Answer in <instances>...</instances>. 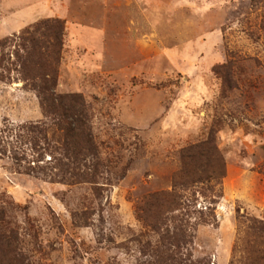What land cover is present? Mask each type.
Here are the masks:
<instances>
[{"label":"rangeland","instance_id":"1","mask_svg":"<svg viewBox=\"0 0 264 264\" xmlns=\"http://www.w3.org/2000/svg\"><path fill=\"white\" fill-rule=\"evenodd\" d=\"M46 18L65 22L57 90L82 96L100 165L96 184L52 169L20 128L46 122L36 94L0 80V210L25 264H151L135 206L209 134L217 224L186 228L184 264H264L249 250L264 219V0H0V39Z\"/></svg>","mask_w":264,"mask_h":264},{"label":"trees","instance_id":"2","mask_svg":"<svg viewBox=\"0 0 264 264\" xmlns=\"http://www.w3.org/2000/svg\"><path fill=\"white\" fill-rule=\"evenodd\" d=\"M64 25L62 19L46 18L0 39V80H11L13 73L38 98L46 122L20 127L30 134L24 139L32 148L50 155L51 168L57 169L61 176L68 175L70 182L96 184L100 162L84 100L80 94L57 90ZM2 132L0 146L5 142ZM1 153H6V149L0 148ZM178 160L180 167L172 178L171 188L150 193L135 206L137 219L145 228L144 235L156 236L154 242L142 241L141 235L136 239L139 251L151 259V264H184L181 250L193 238V233L187 235L186 228L195 231L199 225L217 224L212 203L213 197L219 196L215 188L224 174V164L215 139L209 134L204 140L182 148ZM199 197L210 198L211 205L196 209ZM192 215L195 216L192 222L185 218ZM250 230L254 238L250 253L263 255L264 219L253 221ZM17 240L16 231L9 227L0 210V264H25Z\"/></svg>","mask_w":264,"mask_h":264}]
</instances>
